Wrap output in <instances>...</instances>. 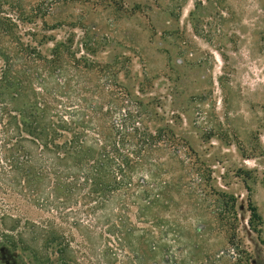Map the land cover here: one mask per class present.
Instances as JSON below:
<instances>
[{
	"label": "rangeland",
	"instance_id": "obj_1",
	"mask_svg": "<svg viewBox=\"0 0 264 264\" xmlns=\"http://www.w3.org/2000/svg\"><path fill=\"white\" fill-rule=\"evenodd\" d=\"M0 39V71L13 40L48 57L70 40L107 71L70 77L76 89L128 87L149 103L151 132L170 138L153 152V177L140 173L152 205L97 220L33 207L1 155L0 264H264V0H0ZM48 219L61 242L47 241Z\"/></svg>",
	"mask_w": 264,
	"mask_h": 264
},
{
	"label": "trees",
	"instance_id": "obj_2",
	"mask_svg": "<svg viewBox=\"0 0 264 264\" xmlns=\"http://www.w3.org/2000/svg\"><path fill=\"white\" fill-rule=\"evenodd\" d=\"M13 42L18 49L14 57L1 55L9 65L0 71V97L9 94L10 102L3 101L9 120L0 156L15 191L33 207L63 219L79 214L97 220L122 215L133 205H152L154 186L145 184L140 173L153 177V152L170 138L168 132H151L149 103L123 86L76 89L70 77L89 79L107 71L86 55L78 57L70 40L56 42L50 57L29 43ZM89 91L92 94H85ZM93 96L99 99L91 100ZM250 211V223L260 219L256 207ZM108 223L119 231L116 222ZM69 224L92 226L81 220ZM40 227L49 234V243L61 242V226L55 220Z\"/></svg>",
	"mask_w": 264,
	"mask_h": 264
},
{
	"label": "flooded vegetation",
	"instance_id": "obj_3",
	"mask_svg": "<svg viewBox=\"0 0 264 264\" xmlns=\"http://www.w3.org/2000/svg\"><path fill=\"white\" fill-rule=\"evenodd\" d=\"M2 258H5L4 256H2Z\"/></svg>",
	"mask_w": 264,
	"mask_h": 264
}]
</instances>
